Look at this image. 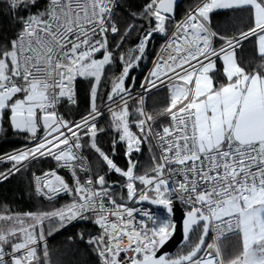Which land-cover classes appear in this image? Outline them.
Returning a JSON list of instances; mask_svg holds the SVG:
<instances>
[{
	"label": "snow or ice",
	"instance_id": "obj_1",
	"mask_svg": "<svg viewBox=\"0 0 264 264\" xmlns=\"http://www.w3.org/2000/svg\"><path fill=\"white\" fill-rule=\"evenodd\" d=\"M176 5L146 0L122 26V0H0L7 21L0 25V132L6 121L27 142L0 155V164L9 165L0 182L47 158L72 178L56 169L32 173L38 196L72 197L58 209L4 206L0 264H53L47 241L53 223L77 219L98 226L97 235L79 237L98 264H264V0H197L179 21ZM222 10L246 11L247 29L231 36L214 29L212 14ZM134 31L139 43L123 51ZM154 33L165 43L140 87L167 88V104L155 114L143 95L131 108L126 86ZM246 41L259 61L251 68L237 57ZM117 62L122 71L104 104L116 133L109 155L98 143L108 130L98 127L104 115L98 100L106 70ZM78 79L90 81L87 112L67 119L59 109L65 101L78 104ZM120 143L126 168L113 159ZM144 145L151 164L140 173L132 156ZM86 147L104 174L93 171ZM109 174L123 182L110 183ZM177 201L185 206L183 239L191 246L158 255L176 232ZM144 203L164 214L130 206Z\"/></svg>",
	"mask_w": 264,
	"mask_h": 264
},
{
	"label": "trees",
	"instance_id": "obj_2",
	"mask_svg": "<svg viewBox=\"0 0 264 264\" xmlns=\"http://www.w3.org/2000/svg\"><path fill=\"white\" fill-rule=\"evenodd\" d=\"M125 7L119 10V15L122 17L121 25L125 22H130L132 17L127 13L129 11H140L142 5L146 3V0H122ZM197 0H183L176 9L175 19H179L185 15L186 11L194 6ZM7 21L0 17V25L6 24ZM138 23H143L138 21ZM249 23L248 13L241 10H222L212 14V26L229 36L238 34L240 31L246 30ZM145 27L147 25L145 24ZM172 24H169L171 29ZM139 31H134L128 38L123 51L127 48L134 47L139 43ZM115 42V38H112ZM164 36L159 33H154L150 38V42L147 45L146 52L141 61L138 62V66L130 70L129 79L126 80V86L131 89V93L140 88L145 71L155 56L158 48L160 47ZM220 44L219 41L216 42ZM238 59L249 68L254 67L255 63H258V58L254 50L252 42H245L243 47L237 51ZM122 68L117 62L115 65L109 66L106 70L107 79L103 81L101 86V99L98 100V104L104 106L106 102V92L111 87V79L114 76H119ZM90 81L85 79H78L76 83V89L78 94V104L70 105L66 101L61 105L60 112L65 115L67 119L79 120L81 115L86 114L88 108V96H89ZM168 90L166 87H160L145 96V107L150 113H154V110H158L167 104ZM131 108L136 107V100L129 103ZM110 116L105 115L98 120V127L108 129L107 131L100 133L98 136V143L100 147L112 155V140L116 138V133L109 129ZM4 131L0 132V155L8 152H12L15 149L22 148L27 143L22 135H17L9 127L5 121ZM135 130V129H133ZM84 154L89 157V161L92 164L93 171H100V174H104L107 171L106 168H101L99 161L96 159L95 153L89 149H84ZM125 145L118 144L116 146V152L113 156L114 161L122 168L127 167V159L124 156ZM151 153L148 150V145H144L139 155L135 154L134 160L139 161L138 172L143 173L151 164ZM9 165L0 164V171L4 170ZM56 167V162L51 158L41 159L37 162H33L26 171L17 173L10 177L8 180L0 182V211L4 206H7L12 211L28 212V211H51L52 209L61 206L64 203H71L72 197H63L51 202H46L39 198L34 192L33 188V176L32 173L41 174L44 171L53 169ZM65 179L68 180L66 174H63ZM107 179L109 182L119 181L120 177L116 174H109ZM69 181V180H68ZM120 182V181H119ZM85 234V240L88 236H95L98 234V230L95 225L89 220L70 222L66 227L53 232L47 236L48 246L51 250V259L53 264H98L97 257L88 246L85 241L80 240V234ZM195 236L192 238V242H195ZM190 244L176 250L173 256L186 252L189 250ZM233 248H229L228 252L231 253Z\"/></svg>",
	"mask_w": 264,
	"mask_h": 264
},
{
	"label": "built area",
	"instance_id": "obj_3",
	"mask_svg": "<svg viewBox=\"0 0 264 264\" xmlns=\"http://www.w3.org/2000/svg\"><path fill=\"white\" fill-rule=\"evenodd\" d=\"M183 17H184V16H182V17L179 18V19H175V20H176V21H179V20H181ZM165 39H166V38L164 37V39H163V41H162L160 47L158 48V50H157L155 56L153 57L151 63L149 64L147 70L145 71L144 76H143L142 83L144 82L145 78L149 75V72L152 70V68H153V64H154V61L157 59V54L159 53L161 47L164 45V43H165ZM160 87H163V86H158L156 89H158V88H160ZM156 89H152L150 92H152V91H154V90H156ZM150 92H145V91L140 87V88H139L138 90H136L135 92H132V99L129 100V103L132 102V101H134V100H137V99L139 98V96H141V95H143L144 98H145V96H146L148 93H150ZM102 111H103L104 115H109L108 112H107L106 107H105V109H103ZM135 154L139 155V153H135ZM124 156H125V154H124ZM125 158H126V156H125ZM126 159H127V158H126ZM53 169H56L57 172H58L61 176H63L64 178H65V176H64L63 174L65 173L66 176H67V178H68V180H69V183L72 182V178H71V174H70L69 170H67V169H63V168H57V165H56V167L53 168ZM81 175H83V174H81ZM33 188H34V185H33ZM34 192H35V191H34ZM37 196H38V195H37ZM38 197L41 198L42 200L46 201V202L49 201V200H47V199H45V198H43V197H41V196H38ZM63 197H71V196H70V195H67V194H61L60 196H57V197H56L55 199H53L52 201H54V200H56V199L63 198ZM176 203H177L178 205H180L183 209H185V206H184L183 204H181L179 201H177ZM130 206H133V207H140V208H143V209H151L154 213H156V214H158V215H163V214H162V211H160V210H158V209H156V208H154V207H152V206H149V205H145V204L131 205V204H130ZM139 218H140V217H138V219H139ZM75 221H82V220L77 219V220H73V221H71V222H75ZM93 224H94V223H93ZM94 225H95V224H94ZM95 227L97 228V230H98V232H99L98 226L95 225ZM210 235H211V234H210ZM209 242H210V240H209Z\"/></svg>",
	"mask_w": 264,
	"mask_h": 264
},
{
	"label": "water",
	"instance_id": "obj_4",
	"mask_svg": "<svg viewBox=\"0 0 264 264\" xmlns=\"http://www.w3.org/2000/svg\"><path fill=\"white\" fill-rule=\"evenodd\" d=\"M183 0H177L176 9L179 6V4L182 3ZM176 15V11H175ZM137 160V159H136ZM145 205L152 206L150 204L144 203ZM164 213V210L155 206H152ZM173 221L176 224V232L174 236L171 238V240L161 249L159 254H165L169 256H173L177 249L183 247L186 245L184 239H183V221L185 219V209H183L180 205L175 203L174 206V214L172 216Z\"/></svg>",
	"mask_w": 264,
	"mask_h": 264
},
{
	"label": "rangeland",
	"instance_id": "obj_5",
	"mask_svg": "<svg viewBox=\"0 0 264 264\" xmlns=\"http://www.w3.org/2000/svg\"><path fill=\"white\" fill-rule=\"evenodd\" d=\"M103 109H105V106H101V110H103ZM103 116H105V115H103ZM103 116H102V117H103ZM102 117H101V118H102ZM101 118H100V119H101ZM100 119H99V120H100ZM120 144H123V143H120ZM134 157H135V153H133L132 158L134 159ZM116 175L119 176L118 174H116ZM119 181H120L121 183L123 182L121 177H120ZM48 202H51V201H48ZM66 204H69V202L64 203V204H62L61 206L56 207V208H54V209H58V208H60V207H62V206H64V205H66ZM52 210H53V209H52ZM162 214H164V213L162 212ZM68 224H70V222L67 223L66 225H64L63 227H61V226H59V225L53 223V225H52V233L55 232L56 230H57V232H58L60 229L66 227Z\"/></svg>",
	"mask_w": 264,
	"mask_h": 264
},
{
	"label": "crops",
	"instance_id": "obj_6",
	"mask_svg": "<svg viewBox=\"0 0 264 264\" xmlns=\"http://www.w3.org/2000/svg\"><path fill=\"white\" fill-rule=\"evenodd\" d=\"M219 45H220V44H219ZM219 45H217V47H219ZM219 63H220V62H218V64H219ZM12 131H13V130H12ZM13 132H14V131H13ZM229 248H230V249L232 248V244H231V243L229 244ZM229 248H228V249H229Z\"/></svg>",
	"mask_w": 264,
	"mask_h": 264
}]
</instances>
